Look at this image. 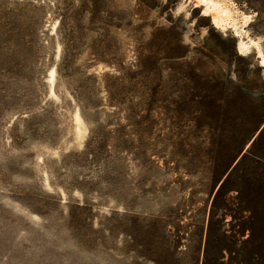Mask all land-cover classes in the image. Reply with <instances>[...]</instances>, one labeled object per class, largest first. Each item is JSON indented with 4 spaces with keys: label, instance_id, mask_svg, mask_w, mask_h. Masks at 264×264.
Masks as SVG:
<instances>
[{
    "label": "rangeland",
    "instance_id": "rangeland-1",
    "mask_svg": "<svg viewBox=\"0 0 264 264\" xmlns=\"http://www.w3.org/2000/svg\"><path fill=\"white\" fill-rule=\"evenodd\" d=\"M223 1L0 0V264H264V0Z\"/></svg>",
    "mask_w": 264,
    "mask_h": 264
},
{
    "label": "bare ground",
    "instance_id": "bare-ground-1",
    "mask_svg": "<svg viewBox=\"0 0 264 264\" xmlns=\"http://www.w3.org/2000/svg\"><path fill=\"white\" fill-rule=\"evenodd\" d=\"M201 4L205 6L206 14H212V21L216 26H225L227 23H236V18L234 17L233 11L228 4L223 0H199ZM236 26V25H235ZM242 32L243 30H237ZM251 44H255L259 53L262 57V62L264 63V54L261 50L260 44L254 39H250V42H246L243 39L239 42V50L242 53H247L250 51ZM55 71L52 72V79L54 78Z\"/></svg>",
    "mask_w": 264,
    "mask_h": 264
},
{
    "label": "snow or ice",
    "instance_id": "snow-or-ice-1",
    "mask_svg": "<svg viewBox=\"0 0 264 264\" xmlns=\"http://www.w3.org/2000/svg\"><path fill=\"white\" fill-rule=\"evenodd\" d=\"M248 19H251V17H248ZM104 211H107V209H105Z\"/></svg>",
    "mask_w": 264,
    "mask_h": 264
}]
</instances>
